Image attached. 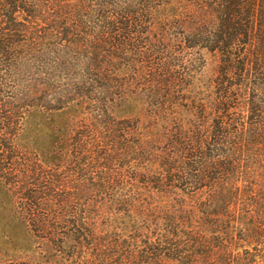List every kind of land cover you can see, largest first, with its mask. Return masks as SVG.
<instances>
[{
    "label": "trees",
    "instance_id": "16d2710c",
    "mask_svg": "<svg viewBox=\"0 0 264 264\" xmlns=\"http://www.w3.org/2000/svg\"><path fill=\"white\" fill-rule=\"evenodd\" d=\"M94 1L0 0V183L26 177L13 168L30 154L16 148L26 113L53 111L70 123L68 114L89 105L94 116L75 125L95 135L102 97L125 89L114 62L124 59L128 30L147 25L153 0ZM176 2L171 22L218 52L234 78L193 103L195 121L170 120L125 139L142 174L130 172L115 206L104 186L46 193V177L29 183L24 225L56 254L0 264H264V0Z\"/></svg>",
    "mask_w": 264,
    "mask_h": 264
},
{
    "label": "rangeland",
    "instance_id": "374dc122",
    "mask_svg": "<svg viewBox=\"0 0 264 264\" xmlns=\"http://www.w3.org/2000/svg\"><path fill=\"white\" fill-rule=\"evenodd\" d=\"M106 1L111 3L112 0ZM176 1L161 3L160 7V0L151 1L153 10L145 18L147 25L139 28V32L128 30L122 45L124 59L114 62V67L121 69L119 79H123L125 89H115L110 100L106 98L108 95L102 97L106 99V109L94 112L97 119L91 121L97 134L86 133L83 127L75 125L87 122L89 105L68 114L70 123L67 116L60 118L53 111L26 113L27 118L23 116L21 121L26 123V128L21 131L16 148L30 154L24 159H15L13 168L20 176L26 177L16 178L14 175L9 177V183H0V210L4 211L0 216L1 262L29 260L40 263L56 254L54 249H50L52 242L28 234L24 225V208L33 202V199L24 198L27 191L30 192L29 183L46 177L47 182L43 183L49 186L43 189L46 193L51 189L85 190L104 186L113 199L107 200L108 205L115 206L114 198L127 187L129 175L133 173L139 177L142 174L140 162L127 157L125 139L174 121H195L197 118L191 113L193 103L205 102L206 98L215 96V91L227 88L228 81L234 78L231 72L225 75L218 52L208 51L194 43L189 29L171 22V16L179 5ZM98 2L95 0L93 4ZM183 2L187 3V0ZM95 10L99 13L104 9L97 6ZM184 96L188 98L184 99ZM74 116L76 120H72ZM205 116L208 120L213 114ZM75 133L82 138L76 143ZM68 134H71L70 139ZM84 134L86 137H82ZM74 145L79 147L77 154L72 151ZM35 165L42 166V170H34ZM27 166L30 171L26 170ZM100 177L103 180L108 178L109 182L102 181ZM118 180L122 184L117 183ZM42 197L46 198L45 195ZM46 211L49 207L41 204L39 212L45 214Z\"/></svg>",
    "mask_w": 264,
    "mask_h": 264
}]
</instances>
